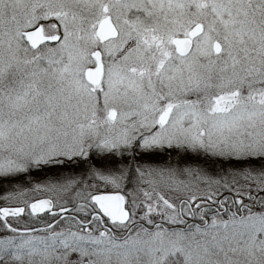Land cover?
I'll use <instances>...</instances> for the list:
<instances>
[{
  "label": "snow or ice",
  "instance_id": "6c2138e0",
  "mask_svg": "<svg viewBox=\"0 0 264 264\" xmlns=\"http://www.w3.org/2000/svg\"><path fill=\"white\" fill-rule=\"evenodd\" d=\"M0 181V264H264V0H0Z\"/></svg>",
  "mask_w": 264,
  "mask_h": 264
},
{
  "label": "rangeland",
  "instance_id": "374dc122",
  "mask_svg": "<svg viewBox=\"0 0 264 264\" xmlns=\"http://www.w3.org/2000/svg\"><path fill=\"white\" fill-rule=\"evenodd\" d=\"M9 190H11V185H9L6 181H0V197L5 195L7 193V191H9ZM102 191L112 192L113 189H111V188L103 189L102 188ZM3 203H4L3 200H0V204H3Z\"/></svg>",
  "mask_w": 264,
  "mask_h": 264
},
{
  "label": "water",
  "instance_id": "95a60500",
  "mask_svg": "<svg viewBox=\"0 0 264 264\" xmlns=\"http://www.w3.org/2000/svg\"><path fill=\"white\" fill-rule=\"evenodd\" d=\"M110 193V192H109Z\"/></svg>",
  "mask_w": 264,
  "mask_h": 264
}]
</instances>
